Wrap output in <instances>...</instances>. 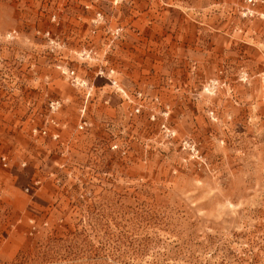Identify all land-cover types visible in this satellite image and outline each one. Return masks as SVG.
I'll return each mask as SVG.
<instances>
[{
    "label": "rangeland",
    "instance_id": "rangeland-1",
    "mask_svg": "<svg viewBox=\"0 0 264 264\" xmlns=\"http://www.w3.org/2000/svg\"><path fill=\"white\" fill-rule=\"evenodd\" d=\"M0 264H264V0H0Z\"/></svg>",
    "mask_w": 264,
    "mask_h": 264
},
{
    "label": "built area",
    "instance_id": "built-area-1",
    "mask_svg": "<svg viewBox=\"0 0 264 264\" xmlns=\"http://www.w3.org/2000/svg\"><path fill=\"white\" fill-rule=\"evenodd\" d=\"M59 106H60L59 101H53L51 103V109L52 110H57L59 108ZM86 125H87V123L85 121L81 122L80 125H79V129L83 130L86 127Z\"/></svg>",
    "mask_w": 264,
    "mask_h": 264
}]
</instances>
